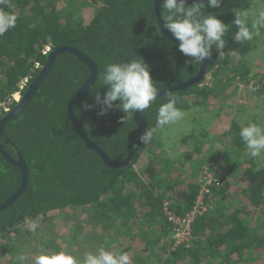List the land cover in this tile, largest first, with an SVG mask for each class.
Masks as SVG:
<instances>
[{
    "label": "trees",
    "instance_id": "16d2710c",
    "mask_svg": "<svg viewBox=\"0 0 264 264\" xmlns=\"http://www.w3.org/2000/svg\"><path fill=\"white\" fill-rule=\"evenodd\" d=\"M155 2L7 0L18 19L15 28L0 35V100L16 92L22 79L30 77L31 84L49 54L64 46L77 48L96 63L98 74L92 88L101 96L107 91L100 79L106 64L137 57L150 67L157 91L194 79L202 63L186 64L191 58L161 30ZM85 7L92 12L81 19L78 15ZM260 7L264 8V0H224L221 8L207 9L229 25L224 56L219 60L213 48L202 81L172 93L177 108L209 105L233 80L264 98L263 72L253 71L244 61L246 54L258 49L259 36L241 44L232 39L237 29L231 25L234 8L255 13ZM47 48L50 51L45 53ZM90 75L87 64L75 55L61 54L24 111L5 126L0 142L11 157L22 154L29 182L16 202L0 211V264H25L16 259L24 254L16 245L23 225L71 209L95 210L91 217L96 225L117 233L118 252L129 253L136 264H264V165L247 154L239 136L240 124H232L228 139L238 156H248L233 167H223L222 172L219 165L206 164L211 171L221 172L219 183L206 193L207 211L195 221L189 245L175 248L165 203L183 215L193 209L200 185L196 180H181L174 175L180 173L177 170L172 172L175 162L166 156L156 123L158 107L167 98L152 101L143 111L153 132L151 141L143 144L128 166L110 167L83 141L68 114L70 100ZM85 100L94 107L80 111ZM101 108L89 93L74 111L90 139L113 162L122 163L138 142L136 113L122 124L124 113L119 108L99 116ZM21 181V171L0 152V205Z\"/></svg>",
    "mask_w": 264,
    "mask_h": 264
},
{
    "label": "clouds",
    "instance_id": "9594fccd",
    "mask_svg": "<svg viewBox=\"0 0 264 264\" xmlns=\"http://www.w3.org/2000/svg\"><path fill=\"white\" fill-rule=\"evenodd\" d=\"M223 4L224 0H206V3L194 2L187 6V0H162L164 28L179 41V51L191 58L186 64L203 63L210 59L213 48L219 53L218 59H223V50L227 44L225 35L229 31V25L219 19L217 14L207 12L208 8H221ZM5 5L8 10H5ZM11 8L12 5L7 0H0V35L16 26L18 18ZM232 11L235 19L231 25H235L237 29L232 37L234 41L242 44L252 40L254 35H260V30L264 29V8L255 13L244 8H234ZM100 79L102 88L107 89L103 96L98 90L89 89L95 105L102 106L98 115H106L109 109L117 107L124 113L120 121L122 124L134 113H142L157 97L150 67L140 57L127 62L106 64ZM166 98V102L157 110L156 123L160 127L174 124L183 117L182 110L176 107L177 98L171 91L166 93ZM117 101L119 103L115 104ZM92 107L94 105L85 100L79 110L87 111ZM152 136V130L146 129L140 135L139 143L148 144ZM239 136L250 157L257 158L264 153V127L249 122L246 126H241ZM38 227L37 220L31 221L30 229L33 232ZM16 259L22 262L26 257L21 254ZM34 264H132V261L127 252L116 254L100 247L95 253H85L82 261L64 251L40 252L35 257Z\"/></svg>",
    "mask_w": 264,
    "mask_h": 264
},
{
    "label": "rangeland",
    "instance_id": "374dc122",
    "mask_svg": "<svg viewBox=\"0 0 264 264\" xmlns=\"http://www.w3.org/2000/svg\"><path fill=\"white\" fill-rule=\"evenodd\" d=\"M82 12L78 15L81 19L91 15L92 8L85 7ZM260 31L256 41L258 49L246 54L244 61L253 71L260 69L264 74V29ZM215 100L203 107L193 105L181 109L182 119L158 130L166 146V156L175 162L171 166L174 167L172 172H180L174 175L180 176L181 180H196L200 185L203 174L211 170L206 164L211 163L216 168L219 165L222 171L223 167H233L237 160L243 161L244 156H248L245 153L238 156L231 146L228 132L232 130L233 123L246 126L255 122L264 127V98L260 99L251 90L245 89L238 80H233L225 93ZM255 159L264 165V153ZM93 213L95 210L90 213L83 209L58 211L47 220H38L39 227L34 232L30 229L31 222L23 225L21 236L16 237V245L26 257L22 263L34 264L40 252L64 251L81 261L85 253H95L100 247L118 254V234L114 232L112 235L102 229L103 226L96 225L91 217ZM131 261L136 264V258Z\"/></svg>",
    "mask_w": 264,
    "mask_h": 264
},
{
    "label": "water",
    "instance_id": "95a60500",
    "mask_svg": "<svg viewBox=\"0 0 264 264\" xmlns=\"http://www.w3.org/2000/svg\"><path fill=\"white\" fill-rule=\"evenodd\" d=\"M194 2L204 3L206 2V0H187V5H192ZM161 5H162V0H156L155 13H156V16L159 22V26L161 30L170 38V40L174 44L179 46V41L175 40L172 34L167 29L164 28V20L161 14L162 13ZM63 53H69V54L75 55L81 62L87 64V66L91 70V75L89 76V78L86 80L84 85L80 88V90L76 93V95L69 102L68 114H69V118L71 122L75 125L83 141L91 149H93L96 153L100 155V157L102 158V160L104 161L106 165L110 167H116V168L128 166L133 161L134 157L139 153V151L141 150L143 146V144L139 143V137L141 134H143V132L146 129H148L147 117L143 112L136 113L135 120L137 122L138 130H139L138 142L133 148V150L131 151V153L129 154V156L125 159V161H123L122 163L113 162L111 158L90 139V137L88 136L85 129L83 128L80 121L75 115V111H74L75 105L79 104L89 94V89L92 88L96 82L97 74H98V67L96 63L92 59H90L86 54H84L83 52H81L80 50L72 46H64V47L58 48L49 54L46 64L43 66V68L39 72L38 76L34 79V81L29 85L28 89L22 96V99L20 100V102L16 105L14 109H12V111H10L6 116H4L0 120V137L3 136L5 133L6 124L10 120L16 118L20 113L24 111V109L27 107L29 102L32 100V98L34 97V95L36 94L40 86L42 85L45 78L48 76L57 58ZM210 62H211V58L206 59L202 63L199 74L194 79L190 81H186V82H181L173 86H170L166 89L157 91V97L154 100L161 98V97H165L168 91L175 93L178 91H183L187 88H190L200 83L206 74V71H207V68ZM0 152L7 159V161H9V163H11L16 168H18L22 173V181H21L20 187L6 202L0 205V211H3L6 208L10 207L12 204H14L17 201V199L26 190L28 186V182H29V169H28L26 161L24 160L20 152L17 153L16 159L11 157L8 154V152L5 150L1 142H0Z\"/></svg>",
    "mask_w": 264,
    "mask_h": 264
},
{
    "label": "built area",
    "instance_id": "2783aa9c",
    "mask_svg": "<svg viewBox=\"0 0 264 264\" xmlns=\"http://www.w3.org/2000/svg\"><path fill=\"white\" fill-rule=\"evenodd\" d=\"M47 51L49 52L50 48H47L45 53ZM29 84L30 77L22 79L19 84V89L16 92H14L10 97L0 100V119L12 111L14 106L20 102L23 92ZM220 171L216 169H214V171L207 170L203 174L200 179V192L192 210L184 213L183 215H178L177 212L170 209L168 204L166 205L167 220L171 223L170 240L174 243L175 248L183 245H189L188 243L193 238L192 229L195 221L200 215H203V213L207 211L204 201L206 193H209L210 188L219 183L220 173L222 172Z\"/></svg>",
    "mask_w": 264,
    "mask_h": 264
},
{
    "label": "flooded vegetation",
    "instance_id": "af4514ba",
    "mask_svg": "<svg viewBox=\"0 0 264 264\" xmlns=\"http://www.w3.org/2000/svg\"><path fill=\"white\" fill-rule=\"evenodd\" d=\"M135 116H136V114H135Z\"/></svg>",
    "mask_w": 264,
    "mask_h": 264
}]
</instances>
